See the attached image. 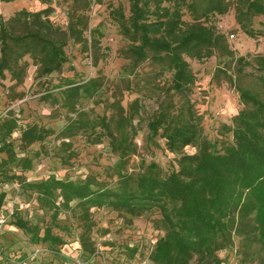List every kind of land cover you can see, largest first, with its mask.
Listing matches in <instances>:
<instances>
[{
	"label": "trees",
	"instance_id": "trees-1",
	"mask_svg": "<svg viewBox=\"0 0 264 264\" xmlns=\"http://www.w3.org/2000/svg\"><path fill=\"white\" fill-rule=\"evenodd\" d=\"M39 1L46 7L21 8L8 18L0 15V85L7 74L16 83L23 81L28 68L26 58L35 66L37 76L60 71L68 60L65 48L69 39L79 43L84 52L97 45V39L92 38L88 44L84 37L90 0H62L71 4L65 13V26L49 18L51 0ZM125 1L127 13L121 2L109 3L110 17L129 41L123 56L134 67L149 61L167 69L170 78L166 92L182 96L196 81L186 58L205 60L214 52L224 57L233 55L227 36L217 30L212 18L226 14L232 7L236 24L244 34L254 37L252 17L264 15V0ZM236 63L252 68L261 92L234 87L242 106L228 128L231 142L223 148L203 135L200 116L187 101L175 112H154L146 123L147 139L157 145L154 138H162L165 149L174 155L171 169L163 171L150 160L135 173L124 171L127 158L136 152L138 126L134 121L139 122L141 105L134 99L125 109L113 105L108 116H68L58 132L60 138L69 139L89 130L93 135L90 142L94 144L107 138L117 156V184L92 176L82 180L48 176L27 181L22 173L30 170L32 157L19 152L43 143L54 130L34 122L19 127L17 118L7 114L0 120V153L6 155L0 158V182L15 181L23 191L35 193L39 207L51 211L52 220L59 208H68L72 203L84 219L91 208L109 207L131 215L157 211L163 234L154 242L150 254L156 264H220L217 252L226 247V235L235 224L248 221L253 222L257 241L264 248V41L261 52L250 60L238 56ZM226 81L234 83L230 76ZM59 87L58 92L45 94L42 99L51 98L52 104L74 112L83 99L93 97L100 81L96 77L69 78ZM17 129L19 151L11 138ZM187 146L195 151L185 152ZM10 163L19 167L21 173L9 174L6 169ZM3 197L4 193H0V205ZM18 214H14L12 224L32 243L41 240L55 249L64 243L52 231L51 222L43 226L30 224ZM0 264L11 263L0 258Z\"/></svg>",
	"mask_w": 264,
	"mask_h": 264
},
{
	"label": "rangeland",
	"instance_id": "rangeland-1",
	"mask_svg": "<svg viewBox=\"0 0 264 264\" xmlns=\"http://www.w3.org/2000/svg\"><path fill=\"white\" fill-rule=\"evenodd\" d=\"M119 2L127 13L125 0H90L84 37L88 44L92 38L98 40L95 49L92 46L91 50L84 52L79 43L69 39L65 48L68 60L60 71L37 76L35 66L26 58L28 68L21 83L11 80L8 74L2 81L0 120L12 114L19 127L34 122L54 130V134L43 143L32 144L24 152H19L32 157L30 170L22 173L27 181L48 176L71 180L92 176L110 185L117 184L114 167L117 156L111 151L107 138L97 144L91 143L90 136L93 135L89 130L80 131L69 139L58 136L68 116L82 114V117L92 118L94 113L108 116L113 112V105L125 109L132 100L138 99L141 111L139 122L134 121L138 126L136 152L127 158L124 171L135 173L150 160L163 171H169L174 165V155L165 149L164 140L157 136L154 138L157 145H154L147 139L146 123L154 112L160 109L175 112L188 101L200 116L203 135L221 149L231 142L228 128L242 106L234 87L239 85L261 92L252 68L240 67L236 58L245 56L250 60L262 51L264 15L252 17L254 37L244 34L236 24L232 7L226 14L212 18L210 21L217 30L227 36L233 55L224 57L214 52L205 60L186 58L196 81L188 94L182 96L173 91L166 92L170 78L167 69L149 61L134 67L123 56L129 41L109 15V3L116 5ZM70 5L62 0H51L49 18L65 26V13ZM44 7L46 5L39 0H0V15L8 18L21 8L38 10ZM185 19L190 17L186 15ZM230 33L234 34L232 38ZM227 76L234 80L233 85L226 81ZM92 77L100 81V87L93 97L83 99L74 112H68L58 103L52 104L51 98L42 99L45 94L58 92L66 79L87 80ZM18 136L17 129L11 136L16 151L20 148ZM184 151L193 153L195 148L187 146ZM0 158H6L5 153H0ZM6 171L21 173L13 163L8 164ZM0 193H4L0 205V258L11 264H156L150 254L154 242L163 234L157 211L131 215L109 207L91 208L84 219L72 203L68 208H59L52 220L51 211L39 207L36 194L23 191L17 182H0ZM16 212L30 224L43 226L51 222L52 231L60 235L64 243L57 249L41 240L32 243L28 235L12 224ZM225 238L226 247L217 252L220 264H264V248L257 241L253 222L235 224Z\"/></svg>",
	"mask_w": 264,
	"mask_h": 264
},
{
	"label": "built area",
	"instance_id": "built-area-1",
	"mask_svg": "<svg viewBox=\"0 0 264 264\" xmlns=\"http://www.w3.org/2000/svg\"><path fill=\"white\" fill-rule=\"evenodd\" d=\"M229 36H230L231 38L233 37V35H232V34H230Z\"/></svg>",
	"mask_w": 264,
	"mask_h": 264
}]
</instances>
